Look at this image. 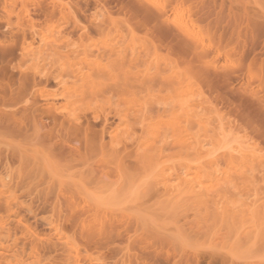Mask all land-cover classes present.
<instances>
[{
	"label": "rangeland",
	"instance_id": "1",
	"mask_svg": "<svg viewBox=\"0 0 264 264\" xmlns=\"http://www.w3.org/2000/svg\"><path fill=\"white\" fill-rule=\"evenodd\" d=\"M0 264H264V0H0Z\"/></svg>",
	"mask_w": 264,
	"mask_h": 264
},
{
	"label": "bare ground",
	"instance_id": "2",
	"mask_svg": "<svg viewBox=\"0 0 264 264\" xmlns=\"http://www.w3.org/2000/svg\"><path fill=\"white\" fill-rule=\"evenodd\" d=\"M143 1V0H142ZM37 110V109H36ZM37 111H40V110H37ZM34 112H35V110H34ZM43 112V114L46 112H44V111H42ZM39 113V112H38ZM42 114V113H41ZM32 115V114H31ZM45 115V114H44ZM43 115V116H44ZM51 115V114H50ZM48 116V115H47ZM46 116V117H47ZM31 117V116H30ZM48 117H50L49 118V120H50V122H51V124H52V126H53V128H56V129H53V130H50V132H48V134H52L53 133V131H56V132H54V134L55 135H57V132H63V128H65V130L67 131H70V132H72V131H75L78 127H80L82 124L81 123H77V127H75V128H73L72 126H70V125H66V124H64V122L63 121H60L56 116H54V115H51V116H48ZM48 117H47V120H48ZM32 118H33V116H32ZM59 128V129H58ZM85 129H87V127L85 128ZM58 130H62V131H58ZM52 132V133H51ZM60 135V134H59ZM58 136V135H57ZM60 138V137H59ZM63 141V140H62ZM63 142H66V141H63ZM78 144H79V142H77ZM60 144H65V143H60ZM69 151H70V148H69ZM70 153V152H69ZM71 154V153H70ZM253 154H254V152H252V155H250L252 158H254L253 157ZM35 155V154H34ZM73 155V154H72ZM71 155V156H72ZM35 156H38L37 154L35 155ZM243 156V155H242ZM40 157V156H39ZM37 159V158H36ZM242 159H245V156H244V158L242 157ZM20 160V159H19ZM24 160L22 159V161L20 162L21 164H22V162H23ZM35 161V160H34ZM37 162V161H36ZM39 180H41V179H38V181H37V179L35 180V181H37V182H35L34 184H38V185H40L39 184ZM43 181V180H42ZM36 184V185H37Z\"/></svg>",
	"mask_w": 264,
	"mask_h": 264
}]
</instances>
